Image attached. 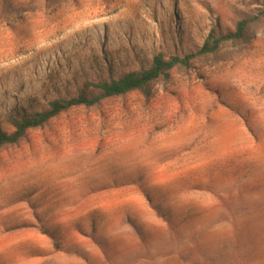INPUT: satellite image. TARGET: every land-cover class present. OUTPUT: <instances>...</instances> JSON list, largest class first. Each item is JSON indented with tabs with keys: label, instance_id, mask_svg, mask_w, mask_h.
I'll list each match as a JSON object with an SVG mask.
<instances>
[{
	"label": "rangeland",
	"instance_id": "1",
	"mask_svg": "<svg viewBox=\"0 0 264 264\" xmlns=\"http://www.w3.org/2000/svg\"><path fill=\"white\" fill-rule=\"evenodd\" d=\"M23 1L0 24L7 132L20 106L251 22L148 96L70 108L1 148L0 264H264V0Z\"/></svg>",
	"mask_w": 264,
	"mask_h": 264
},
{
	"label": "trees",
	"instance_id": "2",
	"mask_svg": "<svg viewBox=\"0 0 264 264\" xmlns=\"http://www.w3.org/2000/svg\"><path fill=\"white\" fill-rule=\"evenodd\" d=\"M38 1V0H35ZM44 2L46 9L56 10L63 0H39ZM65 1V0H64ZM75 2V0H71ZM31 7V8H29ZM34 9L32 4L23 0H0V24L11 22ZM264 19V11L254 19ZM251 22L250 19L239 21L233 31L216 34L211 31L204 39L202 45L195 51L183 56H166L159 52L153 55L148 68L123 73L117 77L91 81L85 84V90L71 98H58L46 104L45 108L34 111L32 103L20 106L13 110L7 117L12 131H4L0 127V149L17 144L30 129L44 126L51 119L73 107H92L102 99L123 96L133 91H138L145 96L149 95L148 86L159 79L167 77L169 72L178 67H188L190 62L198 57L215 53L219 47L228 41H238L244 37L245 31ZM92 89L93 91H88Z\"/></svg>",
	"mask_w": 264,
	"mask_h": 264
}]
</instances>
